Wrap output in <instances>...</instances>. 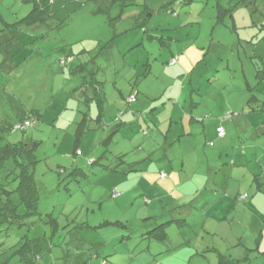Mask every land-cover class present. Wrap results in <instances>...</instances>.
<instances>
[{"label": "rangeland", "instance_id": "374dc122", "mask_svg": "<svg viewBox=\"0 0 264 264\" xmlns=\"http://www.w3.org/2000/svg\"><path fill=\"white\" fill-rule=\"evenodd\" d=\"M80 1L54 30L0 0V153L32 151L40 198L0 253L27 237L35 264H264V111L246 88L264 70V0ZM219 4L237 6L223 24ZM4 163L11 191L21 170ZM168 222L163 242L143 237Z\"/></svg>", "mask_w": 264, "mask_h": 264}, {"label": "trees", "instance_id": "16d2710c", "mask_svg": "<svg viewBox=\"0 0 264 264\" xmlns=\"http://www.w3.org/2000/svg\"><path fill=\"white\" fill-rule=\"evenodd\" d=\"M25 2L32 5L31 13L25 18V21L28 20L36 24H45L54 30L63 29L72 16L78 10H80L83 5L82 1L80 0H25ZM236 8L237 6L230 9H225L219 4L217 8V23L223 24L222 22H224L225 16L233 17V12ZM44 38L46 37L42 36V39ZM257 76L260 81H264V70L258 72ZM99 97L102 99L100 100V103H104L103 96L100 95ZM251 100L252 98H250L249 102H251ZM100 109L102 108L100 107ZM102 112H99L97 117L100 123L99 125L101 126L103 125L104 121V113ZM231 118H233V116H231ZM225 136L226 134L223 137L218 136V138L221 139ZM8 158H12L14 160L17 170L20 169L21 173L17 176L18 183H15L17 184L16 189L7 191L4 187L7 183H5V185L0 184V233L6 234L10 230L18 229L24 226L23 220L25 217L29 215H39L40 205V198L33 174L35 160L32 151L27 150L23 143L2 151L0 153V170L5 168L6 165L4 162ZM102 167L105 170H110L105 165ZM12 172L13 171L9 170L8 173ZM85 177L87 178V173L84 170L76 169L74 170L71 178L74 181L80 182V179H84ZM13 194H17L18 199H14L12 197ZM21 211H23V214L20 213ZM175 221L177 225H184L183 219ZM105 224L108 223L106 222ZM169 224H171V222L158 225L153 230H148L147 233L143 235V237L148 240L163 242L167 237V226ZM42 247V243L31 241L27 237H23L22 241L12 250L9 249L0 253V264H4V262L8 261L10 257L14 256V254L17 255L22 261L35 264L41 259L40 253L42 251ZM97 257L98 256H95V258Z\"/></svg>", "mask_w": 264, "mask_h": 264}, {"label": "crops", "instance_id": "0c3cea01", "mask_svg": "<svg viewBox=\"0 0 264 264\" xmlns=\"http://www.w3.org/2000/svg\"><path fill=\"white\" fill-rule=\"evenodd\" d=\"M257 80H258V82H257V85L256 86H251V85H249L248 83H246V88H247V90H248V92L250 93V98H252V100H251V102H249L250 101V98L248 99V102H247V107L250 109V110H252V111H258V110H261V111H264V101H261V99L259 98V96H260V94H256V91H258L259 90V86L260 85H264V81L262 80V81H260V79L258 78V76H257ZM263 89H264V87H263ZM229 119H232V118H226V120H229ZM226 120H224V121H226ZM223 126V125H222ZM219 126L217 125L216 126V130L214 131V133L215 134H217V128H218ZM259 127V126H258ZM262 127V125H260V128ZM223 128H224V126H223ZM224 130H225V128H224ZM225 134H226V131H225ZM229 135H230V133H228ZM227 134V135H228ZM227 135L225 136V137H227ZM229 135H228V137H229ZM217 137H218V135H217ZM161 176V175H160ZM161 178V177H160ZM167 177H165V178H161L162 180H164V179H166ZM185 197L186 196H189V197H186V198H189V199H191L192 197H194V200H192L190 203H188V204H185V205H181V206H179L180 208H187V207H189L190 206V208H193L192 206L194 205V203L197 201V195H194V193H191V194H189V195H184ZM238 198V197H237ZM235 202H236V200H235ZM191 204V205H190ZM213 204V203H212ZM206 205H208V203L206 202V200H203L200 204H199V206H203V208L206 206ZM199 207H195V210H197ZM194 209V208H193ZM204 211H205V209L203 210V213H204ZM190 213L191 212H189V214L187 215V216H190ZM202 213V214H203ZM192 215H194V213L192 214ZM191 215V216H192ZM187 217H185V219H183L184 220V225L182 226V225H177L179 228H185V226L187 225L186 223H187V219H186ZM190 226V225H189ZM180 246H182V247H184V246H186V244L185 245H180ZM180 246H178V245H175V248H174V250L173 251H175V249H178V248H180ZM188 246V245H187ZM181 247V248H182ZM168 250H170L171 251V249H168ZM223 257H221V259H222ZM224 259H225V257H224ZM223 262V264H240V263H237V262H231V261H229V259H225V262L224 261H222ZM229 262H231V263H229Z\"/></svg>", "mask_w": 264, "mask_h": 264}, {"label": "built area", "instance_id": "2783aa9c", "mask_svg": "<svg viewBox=\"0 0 264 264\" xmlns=\"http://www.w3.org/2000/svg\"><path fill=\"white\" fill-rule=\"evenodd\" d=\"M130 102H134L135 101V96H132L131 98H130V100H129ZM231 114H228V117L227 118H231ZM226 119V118H225ZM224 119V120H225ZM22 126V127H21ZM21 126H19L17 129L18 130H21V129H23L24 128V126H26V125H21ZM217 134H218V136L219 137H223L224 135H225V130H224V128L222 127V126H220V127H218V129H217ZM161 177L163 178V177H166V175L164 174V173H162V175H161Z\"/></svg>", "mask_w": 264, "mask_h": 264}]
</instances>
